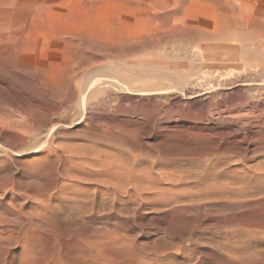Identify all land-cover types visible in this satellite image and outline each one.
Wrapping results in <instances>:
<instances>
[{"label": "rangeland", "instance_id": "1", "mask_svg": "<svg viewBox=\"0 0 264 264\" xmlns=\"http://www.w3.org/2000/svg\"><path fill=\"white\" fill-rule=\"evenodd\" d=\"M61 1L46 0L50 20L42 23L52 22L37 27L42 48L32 69L0 58V264H261L264 193L252 192L249 202L232 195L219 201L203 190L227 173L264 177V1ZM235 1L262 10L245 29L234 25ZM95 77L85 101L82 85ZM254 229V237L244 232Z\"/></svg>", "mask_w": 264, "mask_h": 264}, {"label": "bare ground", "instance_id": "2", "mask_svg": "<svg viewBox=\"0 0 264 264\" xmlns=\"http://www.w3.org/2000/svg\"><path fill=\"white\" fill-rule=\"evenodd\" d=\"M64 1V0H63ZM68 1V0H67ZM71 1V0H70ZM81 1V0H80ZM84 1H86V0H83V2ZM88 1V0H87ZM92 1V0H91ZM156 1V0H155ZM157 1H159V0H157ZM163 2L164 1H166V0H162ZM161 1V2H162ZM168 1V0H167ZM201 1H203V0H201ZM207 1V0H206ZM213 1V0H212ZM217 1V0H216ZM215 1V2H216ZM264 1V0H263ZM51 2H53V1H51ZM62 1L60 0V3H61ZM66 2V1H65ZM64 2V3H65ZM97 2V1H96ZM96 2H95V4H96ZM139 2V1H138ZM162 2V3H163ZM177 2V1H176ZM180 2V1H179ZM190 2V1H189ZM203 2H205V0L203 1ZM211 2V1H210ZM49 2H46V0H40V1H36V0H0V58L1 59H3V61L4 60H12L13 61V63L15 64V65H17V67H21V68H23L24 70L25 69H27V70H30V69H32V64H31V62H30V59H31V57L34 55V54H36V51H37V54H38V49H40V47L42 48V44H41V42L37 45L36 43L38 42V40H36L35 41V38H37V36H38V34L36 35V33H37V29H39V28H37L38 26H39V24L40 23H42V20H44V15H45V13L46 14H48V12H46L47 11V7H46V5L48 4ZM56 3V7H57V3L58 2H55ZM63 3V2H62ZM66 3H70V2H66ZM78 3H81V2H77V4ZM91 3V2H90ZM93 3V2H92ZM135 3V2H134ZM137 3V2H136ZM154 3H156V2H154ZM159 4H162V3H160V2H158ZM158 3H156L157 5H158ZM166 3V2H165ZM169 3H170V1H169ZM218 3V2H217ZM236 3H238V2H236L235 1V4ZM254 3V2H253ZM257 3V2H256ZM258 3H261V2H259L258 1ZM76 4V5H77ZM139 4V3H138ZM141 4V3H140ZM139 4V5H140ZM148 4V3H147ZM168 4V3H167ZM176 4V3H175ZM178 4V3H177ZM209 4V3H208ZM212 5L214 4V3H211ZM223 4V3H222ZM66 5V4H65ZM65 5H63V6H65ZM83 6H84V4H82ZM85 5H89V3L88 4H85ZM137 5V4H136ZM145 5V4H144ZM217 5V4H216ZM226 5V4H225ZM234 5V4H233ZM67 6V5H66ZM69 6V5H68ZM79 6H81V5H79ZM83 6H81V7H83ZM93 6V5H92ZM91 6V7H92ZM148 6V5H147ZM146 6V7H147ZM154 6V5H153ZM158 6H160V5H158ZM178 6V5H177ZM218 6V5H217ZM216 6V7H217ZM235 6V5H234ZM236 8H234V13H235V21H234V25L235 26H237V27H243L244 29L245 28H247L249 25H250V23H252L251 21H247V20H249V19H253V15L255 16H257L258 14H261L262 13V10L259 8V6H258V8H256L254 5H248V3L247 4H245L244 2L243 3H239V4H236ZM262 6H264L263 4H262ZM261 6V7H262ZM55 7V6H54ZM55 7V9H58L59 11L61 10L59 7H57L56 8ZM71 7V6H70ZM81 7H79V8H81ZM87 7H89V6H87ZM86 7V8H87ZM90 7V8H91ZM141 7H142V5H141ZM145 7V8H146ZM213 7V6H212ZM230 7H231V5H230ZM229 7V8H230ZM51 8H53V7H51ZM61 8H63L62 6H61ZM78 8V7H77ZM93 8H94V6H93ZM139 8V7H138ZM148 8V7H147ZM232 8V7H231ZM230 8V9H231ZM55 9H53L52 11L53 12H55L56 10ZM64 9H65V7H64ZM73 10L75 9V8H72ZM140 9H142V8H140ZM139 9V10H140ZM172 8H170V10H171ZM220 9V8H219ZM49 10V9H48ZM55 10V11H54ZM71 10V9H70ZM84 10V9H83ZM86 10V9H85ZM90 10H92V8L90 9ZM220 10H222V9H220ZM50 11V13H51V15H52V12H51V10H49ZM62 11H63V9L60 11L61 13H62ZM77 11V10H76ZM144 11H145V9H144ZM160 11V10H159ZM233 11V10H232ZM263 11H264V9H263ZM68 12V11H67ZM82 12V11H81ZM94 12V11H93ZM165 12V11H164ZM215 12V11H214ZM220 12V11H219ZM49 13V14H50ZM60 13V14H61ZM71 13H73V12H71ZM84 13H86V12H83V15H84ZM223 13H225V12H223ZM54 14V13H53ZM56 14V13H55ZM59 14V13H58ZM59 14V15H60ZM63 14H65V13H63ZM93 14V13H92ZM91 14V15H92ZM146 14V13H145ZM217 14H219V13H217L216 12V15ZM228 13H226V15H227ZM262 14H264V13H262ZM51 15L49 16V17H51ZM57 15V14H56ZM56 15H54V16H56ZM58 15V16H59ZM62 15V14H61ZM72 14H70V16H71ZM82 15V14H81ZM86 15V14H85ZM88 15V14H87ZM86 15V16H87ZM212 15H213V13H212ZM216 15H215V17H216ZM53 16V15H52ZM53 16V17H54ZM63 16V15H62ZM68 16V15H67ZM70 16L68 17L69 19H70ZM153 16V15H152ZM156 16V15H155ZM174 16V15H173ZM180 16V15H179ZM46 17H47V15H46ZM72 17V16H71ZM76 17H77V15H76ZM76 17H74V18H76ZM94 17V16H93ZM151 17V16H150ZM258 17H259V15H258ZM263 17H264V15H263ZM48 18V17H47ZM46 18V19H47ZM59 18H61V17H59ZM67 18V17H66ZM84 18V17H83ZM95 18H97V17H95ZM141 18V17H140ZM166 18V17H165ZM168 18V17H167ZM164 19V20H166V22L168 23V20L169 19ZM169 18H173L172 16L171 17H169ZM217 18V17H216ZM45 19V20H46ZM52 19V18H51ZM53 19H55V18H53ZM68 19V20H69ZM77 19H78V24L80 23V24H82L81 22H79V20H80V18H78L77 17ZM82 19V18H81ZM85 19V18H84ZM94 19V18H93ZM103 19V18H102ZM147 19V18H146ZM175 19V18H174ZM180 19V18H179ZM213 19V22H214V18H211L210 20H212ZM258 19V18H257ZM261 19V18H260ZM45 20H44V22H45ZM49 20L50 19H48V20H46V22H49ZM56 20H57V16H56ZM56 20H55V23H56ZM65 17H64V20H63V22H65ZM71 20H72V22H73V19L71 18ZM74 20H76V19H74ZM92 20V19H91ZM172 20V19H171ZM171 20H169V22L171 23ZM176 20V19H175ZM223 20H226V19H223ZM256 20V19H255ZM180 21H181V19H180ZM43 22V23H44ZM51 22H52V20H51ZM50 22V23H51ZM57 22H58V20H57ZM60 22H61V19H60ZM143 22H145V20H143ZM148 22H149V20L147 19V24H148ZM150 22H152V20L150 19ZM157 22H158V20H157ZM156 22V23H157ZM172 22H173V20H172ZM177 22H178V20H177ZM263 22H264V20H263ZM43 23H42V25H40L42 28H44V25H43ZM50 23H48V24H50ZM54 23V24H55ZM62 23V22H61ZM74 23H76V22H74ZM93 23V22H92ZM160 23V22H159ZM158 23V24H159ZM164 23V22H163ZM216 23V22H215ZM215 23H214V25H215ZM254 23V22H253ZM260 23H262L261 22V20H260V22H258V24H260ZM45 24V23H44ZM48 24H45V25H47L48 26ZM57 24V23H56ZM67 24H69L68 22H67V20H66V25ZM71 24H73V23H71ZM80 24H79V26H80ZM91 24V23H90ZM95 24V23H94ZM145 24V23H144ZM153 24H155V23H153ZM160 24H162V22L160 23ZM255 24V23H254ZM263 24V23H262ZM64 25V24H63ZM63 25H59V28H61ZM70 25V24H69ZM168 25V24H167ZM216 25H217V23H216ZM264 25V24H263ZM39 26V27H40ZM73 26H76L77 27V24L76 25H73ZM147 26V25H146ZM146 26H145V28H146ZM262 26V25H261ZM90 27H91V25H90ZM93 27V26H92ZM91 27V28H92ZM143 27V26H142ZM147 27H149V25L147 26ZM151 27V26H150ZM155 27V25L153 26V28ZM198 27V28H197ZM196 27V29H199V26H197ZM216 27V26H215ZM42 28H40V29H42ZM48 28H50L49 26H48ZM47 27H45V29H48ZM54 28H56V27H54ZM58 28V27H57ZM66 27H64V29H65ZM68 28H70V27H68ZM80 28V27H79ZM94 28V27H93ZM201 28V27H200ZM262 28V27H261ZM51 29H52V26H51ZM62 29H63V27H62ZM61 29V30H62ZM72 29V28H71ZM77 29V28H76ZM144 29V28H143ZM147 29V28H146ZM202 29V28H201ZM54 30V29H53ZM52 30V31H53ZM56 30L57 29H55V32H56ZM82 30V29H81ZM80 30V31H81ZM217 30V29H216ZM216 30H215V32H216ZM247 31H248V29H246ZM47 31V30H46ZM58 31V30H57ZM67 31V30H66ZM65 31V32H66ZM69 31V30H68ZM67 31V32H68ZM78 31H79V29H78ZM79 31V32H80ZM86 31H88V30H86ZM89 31H90V29H89ZM88 31V32H89ZM93 31V30H92ZM91 31V32H92ZM202 31H204V29L202 30ZM205 31H207V30H205ZM209 31V33H210V30H208ZM218 31V30H217ZM254 31V30H253ZM49 32V31H48ZM54 32V31H53ZM52 32V33H53ZM70 32V31H69ZM72 32H73V34H74V32H76V31H74V28H73V30H72ZM71 32V33H72ZM78 32V33H79ZM84 32V31H83ZM94 32H96V30H94ZM214 32V31H213ZM250 32V31H249ZM39 33V32H38ZM41 33V32H40ZM39 33V34H40ZM44 33H45V31H44ZM57 33V32H56ZM70 33V34H71ZM206 33V32H205ZM204 33V34H205ZM208 33V32H207ZM43 34V33H42ZM46 35H49V34H47V33H45ZM44 34V35H45ZM50 34H51V31H50ZM67 34V33H66ZM69 34V33H68ZM67 34V35H68ZM69 34V36H71ZM77 34V33H76ZM76 34H74V35H76ZM81 34V33H80ZM86 34H88L87 32H86ZM93 34H95V33H93ZM211 34V33H210ZM212 34H214V33H212ZM63 35V37H64V33L62 34ZM82 35V34H81ZM89 35V34H88ZM87 35V36H88ZM91 35H92V33H91ZM90 35V36H91ZM86 36V37H87ZM90 36H89V38H90ZM98 36V35H97ZM122 36V35H121ZM120 36V37H121ZM41 37V36H40ZM39 37V38H40ZM50 37H53V36H51L50 35ZM60 37H62V36H60ZM65 37H66V35H65ZM68 37V36H67ZM66 37V38H67ZM140 37V36H139ZM42 38V37H41ZM57 38V37H56ZM55 38V39H56ZM59 38V37H58ZM79 38H80V35H79ZM78 38V40H80ZM81 38H82V36H81ZM85 38V37H84ZM88 38V37H87ZM46 39V38H45ZM47 39H49V38H47ZM63 39H65V38H63ZM92 39H94V41L96 40L95 38H94V36L92 37ZM97 39H99V37L97 38ZM120 39V38H119ZM121 39H122V37H121ZM42 40H43V38H42ZM41 40V41H42ZM52 40V39H51ZM60 40V38L58 39V41ZM68 40L69 39H67L66 40V42H68ZM100 40V39H99ZM56 41V40H55ZM57 41V42H58ZM63 41V40H62ZM62 41H59V43L60 42H62ZM65 41V40H64ZM70 41V40H69ZM43 42H45V41H43ZM49 42H50V40H49ZM57 42H56V44H57ZM71 42V41H70ZM98 42V41H97ZM102 42V41H101ZM105 42V41H104ZM115 43H117L116 41H114ZM251 42V41H250ZM53 43V42H52ZM52 43H50L51 45H52ZM63 43H65V42H62V45H63ZM80 43L81 42H79L78 44H79V46H80ZM88 43H90V42H88ZM49 44V43H48ZM49 44V45H50ZM55 44V43H54ZM68 44V43H67ZM72 44H77L76 42H74L73 43V41H72ZM77 44V45H78ZM82 44V43H81ZM84 44V43H83ZM87 44V43H86ZM107 44H109V43H107ZM111 44V43H110ZM114 44V43H113ZM48 45V46H49ZM58 45V44H57ZM69 45V44H68ZM71 45V44H70ZM76 45V46H77ZM92 45H93V42H92ZM92 45H89V46H92ZM94 45H95V43H94ZM99 45V44H98ZM101 45V44H100ZM245 45V44H244ZM45 46V45H44ZM60 46V45H59ZM76 46H74V47H76ZM87 46V48H88V45H86ZM114 46H116L115 44H114ZM250 46V45H249ZM50 47V46H49ZM63 48H64V46H62ZM81 47H82V45H81ZM80 47V48H81ZM246 47V46H245ZM245 47H244V50H245ZM45 48H46V46H45ZM50 48H52V47H50ZM62 48V49H63ZM67 48H69V47H67ZM73 48V47H72ZM76 48H78V47H76ZM76 48H74V49H76ZM86 48V47H85ZM84 48V50H86ZM53 49V48H52ZM57 49V48H56ZM56 49H55V51H56ZM59 49H61V48H59ZM59 49H57V50H59ZM98 49H99V47H98ZM104 49V48H103ZM103 49H102V51H103ZM243 49V48H242ZM241 49V50H242ZM42 50H45V49H42ZM48 50H50L49 48H48ZM47 50V51H48ZM72 50V49H71ZM70 50V51H71ZM80 50V49H79ZM83 50V49H82ZM101 50V49H100ZM41 51V50H40ZM60 51V50H59ZM66 51H69V50H65V52ZM74 51H76V50H74ZM73 51V52H74ZM45 52V51H44ZM44 52H42V53H44ZM61 52V51H60ZM79 51H77V53H78ZM231 52V51H230ZM229 52V53H230ZM39 53H41V52H39ZM57 53H58V51H57ZM56 53V54H57ZM68 53V52H67ZM66 53V54H67ZM70 53V52H69ZM72 53V52H71ZM80 53V52H79ZM195 53V52H194ZM194 53H193V55H194ZM226 53V52H225ZM47 54V53H46ZM59 54H61V55H63L62 53H59ZM74 54H76V53H74ZM83 54V53H82ZM197 54V53H196ZM195 54V55H196ZM223 54V53H222ZM226 54H228V53H226ZM39 55V54H38ZM45 55V54H44ZM65 55V54H64ZM73 55V54H72ZM80 55V57L82 56L81 55V53L79 54ZM84 55V54H83ZM194 55V56H195ZM199 55V54H198ZM215 55H220L221 56V53L220 54H218V53H216ZM225 55V54H224ZM54 56H55V54H54ZM67 56V55H66ZM69 56H70V54H69ZM68 56V57H69ZM77 55H74L73 57H76ZM85 56V55H84ZM87 56H88V54H87ZM92 56V55H91ZM97 56V55H96ZM213 56V55H212ZM220 56H218V58L220 57ZM243 56H245V55H243ZM242 56V57H243ZM251 56V55H250ZM250 56H249V58H250ZM40 57V56H39ZM38 57V58H39ZM42 57V56H41ZM56 57V56H55ZM108 57H110V56H108ZM206 57V56H205ZM208 57V56H207ZM253 57V56H252ZM36 58V57H35ZM46 58V57H45ZM58 58V57H57ZM61 58H64L63 56L61 57ZM65 58H67V57H65ZM84 58V57H83ZM195 58V57H194ZM202 58V57H201ZM223 58V56H221V59ZM245 58V57H244ZM55 59V58H54ZM85 59V58H84ZM88 59H90V56H89V58ZM91 59H92V57H91ZM91 59H90V61H91ZM228 59V58H227ZM231 59V58H230ZM233 59V58H232ZM252 59H254V58H252ZM34 60V59H33ZM43 60V59H42ZM61 60V59H60ZM87 60V59H86ZM86 60L84 61V62H86ZM92 60H94V58L92 59ZM194 60V59H193ZM218 60H220V58L218 59ZM226 60V59H225ZM2 61V62H3ZM56 61H57V59H56ZM81 61H82V59H81ZM203 61V60H202ZM5 62V61H4ZM7 62V61H6ZM33 62V61H32ZM37 62H38V60H37ZM61 62H62V60H61ZM68 62H69V60H68ZM79 62V61H78ZM1 63V62H0ZM41 63V62H40ZM92 63V62H91ZM195 63H199V62H195ZM194 63V64H195ZM203 63V62H202ZM247 63V62H246ZM7 64V63H6ZM55 64H57V63H55ZM77 64H79V63H77ZM87 64V63H86ZM94 64V63H93ZM112 64V63H111ZM11 65H13L12 63H11ZM45 65V64H44ZM52 65V64H51ZM59 65V64H58ZM61 65V64H60ZM64 65V64H63ZM91 66H92V64H90ZM90 65L88 66V67H90ZM36 66H38V65H35V68H36ZM41 66H43V61H42V64H41ZM77 66V65H76ZM84 66V65H83ZM96 66V65H95ZM95 66H93L95 69H96V67ZM119 66V65H118ZM120 66H121V64H120ZM2 67H4L5 68V66H2ZM1 67V68H2ZM14 67H16V66H14ZM43 67H45V66H43ZM48 67V66H47ZM46 67V68H47ZM71 67V66H70ZM72 67H74V65L72 66ZM107 66L105 65V68H106ZM199 67V66H198ZM239 67V66H238ZM1 68H0V70H1ZM3 68V71L5 70ZM21 68H19L21 71H23ZM34 68V67H33ZM40 68V67H39ZM54 68V67H53ZM62 68H63V66H62ZM65 68V67H64ZM79 68V67H78ZM85 68V67H84ZM104 68V67H103ZM104 68V69H105ZM108 68V67H107ZM120 68V67H119ZM125 68H127V67H125ZM15 69V68H14ZM14 69H13V71H14ZM17 70H19L18 68H16ZM15 69V70H16ZM38 69V68H37ZM48 69V68H47ZM56 69H57V66H56ZM71 69V68H70ZM82 69V68H81ZM86 69V68H85ZM90 69H93V68H90ZM94 69V70H95ZM98 69V68H97ZM100 69V68H99ZM129 69V68H128ZM127 69V70H128ZM131 69V68H130ZM229 69V68H228ZM19 70V71H20ZM35 70V69H34ZM45 70V69H44ZM51 70V69H50ZM59 70V69H58ZM64 70V69H63ZM73 70V69H72ZM93 70V71H94ZM103 70V69H102ZM132 70V69H131ZM136 70V69H135ZM138 70V69H137ZM148 70V69H147ZM146 70V71H147ZM222 70V69H221ZM232 70V69H231ZM236 70V69H235ZM248 70V69H247ZM254 70V69H253ZM19 71H17V72H19ZM37 70H35V72H36ZM42 71V70H41ZM53 71V70H52ZM60 71V70H59ZM71 71V70H70ZM81 71V70H80ZM79 71V72H80ZM91 71V70H90ZM92 71V72H93ZM96 71V70H95ZM139 71V70H138ZM142 71H145V70H142ZM141 70L139 71V72H142ZM151 72V70H148V72ZM237 71V70H236ZM252 71V70H251ZM255 71V70H254ZM9 72V71H8ZM24 72V71H23ZM26 72V71H25ZM33 72V71H32ZM50 72V71H49ZM49 72H48V74H49ZM68 72V71H67ZM74 72V71H73ZM88 72V71H87ZM92 72H91V74H92ZM102 72V71H101ZM103 72H106V70L105 71H103ZM131 72H134L133 70L131 71ZM150 72H149V74H150ZM154 71H152V74H154L153 73ZM221 72V71H220ZM219 72V73H220ZM223 72V71H222ZM222 72H221V74H222ZM227 72H228V70H227ZM227 72H226V74H227ZM243 72H245V70L243 69ZM247 73H248V71H246ZM250 72V71H249ZM256 72V71H255ZM5 73H6V71H5ZM39 73H40V71H39ZM42 73V72H41ZM52 73V72H51ZM60 73V72H59ZM64 73V72H63ZM69 73V72H68ZM94 73H96V72H93V74ZM98 73V72H97ZM138 73V72H137ZM143 73H145V72H142V74ZM147 73V72H146ZM145 73V74H146ZM160 73V72H159ZM163 73V74H162ZM162 73H160V74H162V75H164V74H166L167 72H162ZM241 73V72H240ZM239 73V74H240ZM22 74V73H21ZM24 74H26V73H24ZM23 74V75H24ZM38 74V73H37ZM43 74V73H42ZM47 74V73H46ZM45 74V75H46ZM53 74V73H52ZM56 74V73H55ZM60 74H62V73H60ZM71 74H73L72 72H71ZM74 74H76V73H74ZM90 74V75H91ZM102 74V73H101ZM105 74V73H104ZM106 74H107V72H106ZM105 74V75H106ZM133 74V73H132ZM141 74V75H142ZM156 74H157V72H156ZM169 74V76H170V73H168ZM167 74V75H168ZM225 74V73H224ZM229 74H233V73H229ZM252 74V73H251ZM256 74V73H255ZM22 75V76H23ZM51 75V74H50ZM58 75V74H57ZM77 75V74H76ZM97 75H99V74H97ZM104 75V76H105ZM111 75V74H110ZM144 75V74H143ZM147 75V74H146ZM155 75V74H154ZM172 75H173V73H172ZM219 75V74H218ZM252 75H254V74H252ZM40 76V75H39ZM38 76V78L40 79V77ZM42 76V75H41ZM47 76V75H46ZM60 76V75H59ZM62 76V75H61ZM66 76H67V74H66ZM73 76V75H72ZM83 76V75H82ZM94 76V75H93ZM103 76V77H104ZM114 76H116V75H114ZM150 76H152V75H150ZM159 76V75H158ZM219 76H221V75H219ZM218 76V77H219ZM227 76V75H226ZM225 76V77H226ZM230 76V75H229ZM232 76H234V74L232 75ZM240 76V75H239ZM249 76V75H248ZM255 76V75H254ZM24 77V76H23ZM25 77H26V75H25ZM28 77V76H27ZM26 77V78H27ZM34 77V76H33ZM43 77H45L44 75H43ZM43 77H42V79H43ZM50 77V76H49ZM49 77H48V79H49ZM51 77H52V75H51ZM54 78H55V75L53 76ZM52 77V78H53ZM67 77H69V75L67 76ZM67 77H65V75H64V80L66 79L67 80ZM97 77V76H96ZM96 77H95V79H93V78H90V79H88V81H87V83L85 84V85H82L83 87H82V93H84L83 95H84V100L85 101H87L88 100V98H87V96H88V93H89V91H91L90 89H92L91 87L94 85V83H92V84H90L91 82H93L94 80H97L96 79ZM102 77V76H101ZM100 77V78H101ZM112 76H109V75H107V76H105V78H111ZM117 77V76H116ZM172 77V76H171ZM216 77V76H215ZM218 77H216V78H218ZM225 77H222V79L224 78L225 79ZM235 77V76H234ZM53 78V79H54ZM59 78V77H58ZM70 78H72V77H70ZM69 78V79H70ZM85 78V77H84ZM168 78V77H167ZM173 78V77H172ZM219 78H221V77H219ZM218 78V79H219ZM227 78H229V77H227ZM236 78V77H235ZM240 78V77H239ZM1 79V78H0ZM31 79V78H30ZM34 79V78H33ZM38 79V80H39ZM41 79V80H42ZM62 79V80H63ZM80 79H81V77H80ZM80 79H79V81H80ZM119 79V78H118ZM237 79V78H236ZM244 79H245V77H244ZM243 79V80H244ZM32 80V79H31ZM37 80V81H38ZM44 80H45V78H44ZM46 80H47V77H46ZM46 80H45V82H46ZM58 80V79H57ZM61 80V83H63V81ZM65 80V81H66ZM85 80V79H84ZM99 80V79H98ZM26 81V80H25ZM28 81V80H27ZM36 81V80H35ZM40 81V80H39ZM38 81V82H39ZM43 81V80H42ZM54 81V80H53ZM64 81V82H65ZM178 81V80H177ZM199 81V80H198ZM198 81H196V82H198ZM210 81H212V80H210ZM217 81H221V79L220 80H217ZM216 81V82H217ZM223 81V80H222ZM235 81H237V80H235ZM240 81V80H239ZM1 82V81H0ZM2 82H3V80H2ZM37 82V84H39ZM59 82H60V80H59ZM68 82V81H67ZM82 82V81H81ZM112 82V81H111ZM110 82V83H111ZM215 81H213V83H214ZM224 82V81H223ZM70 83V82H69ZM106 83V81L104 82V84ZM109 83V85H112L114 82H112L111 84ZM182 83V82H181ZM195 83V82H194ZM193 83V84H194ZM221 83V82H220ZM236 83V82H235ZM240 83H241V81H240ZM248 83H250V81H248ZM42 84H44V83H42ZM100 84H103V83H100ZM196 84V83H195ZM211 84V83H210ZM215 84V83H214ZM218 84V83H217ZM223 84V83H222ZM233 83H231V85H232ZM242 84V83H241ZM252 84V83H251ZM45 85V84H44ZM63 85V84H62ZM66 85V84H65ZM65 85H63V86H65ZM80 85V84H79ZM78 85V86H79ZM106 85H107V83H106ZM108 85V86H109ZM197 85V84H196ZM219 85V84H218ZM243 85V84H242ZM254 85V84H253ZM43 86V85H42ZM47 86H50V85H47ZM61 86V85H60ZM60 86H59V88H60ZM81 86V85H80ZM103 86V85H102ZM102 86H99V88L100 87H102ZM215 86V85H214ZM217 86V85H216ZM229 86V85H228ZM244 86V85H243ZM252 86V85H251ZM95 87V86H94ZM93 87V88H94ZM107 87V86H106ZM112 87V86H111ZM114 87H115V85H114ZM116 87H117V85H116ZM220 87V86H219ZM223 87V86H222ZM229 87H231V86H229ZM247 87V86H246ZM248 87H250V86H248ZM253 87V86H252ZM62 88V87H61ZM68 88V87H67ZM197 88V87H196ZM226 89H227V87H225ZM233 88V87H232ZM2 89V88H1ZM193 89H194V87H193ZM219 89V88H218ZM230 89V88H229ZM251 89V88H250ZM81 90V89H80ZM79 90V91H80ZM247 90V89H246ZM195 90H193L192 92H194ZM218 91V90H217ZM181 92V91H180ZM213 92H215V91H213ZM250 92V91H249ZM82 93H80V94H82ZM216 93V92H215ZM197 94V93H196ZM202 94V93H201ZM216 95V94H215ZM215 95H214V97H215ZM82 96V95H81ZM80 96V97H81ZM0 97H2V96H0ZM253 97V96H252ZM207 98V97H206ZM216 98H217V95H216ZM2 98H0V100H1ZM3 99H4V97H3ZM6 99V98H5ZM26 99V98H25ZM83 99V98H82ZM211 99H212V97H211ZM253 99H254V97H253ZM206 100V99H205ZM209 100H210V98H209ZM214 100V99H213ZM3 101V100H2ZM1 101V102H2ZM4 101H6L7 102V100H4ZM216 101V100H215ZM84 103V102H83ZM0 104H3V103H0ZM4 104H5V102H4ZM7 104H9V102L7 103ZM6 105V104H5ZM10 105V104H9ZM82 105H84V104H82ZM17 107H19L18 105H17ZM13 113V112H12ZM11 113V114H12ZM14 115V114H13ZM85 115V114H84ZM5 120V119H4ZM7 121V120H6ZM8 122V121H7ZM55 128H57V126L55 127ZM54 128V129H55ZM246 129V128H245ZM229 134V133H228ZM230 134H234V132L233 133H230ZM237 134V133H236ZM212 135V134H211ZM220 135V134H219ZM236 136V135H235ZM236 138V137H235ZM50 141V140H49ZM45 143V142H44ZM47 143V142H46ZM45 143V144H46ZM39 150V149H38ZM242 151V150H241ZM4 152V151H3ZM36 152V151H35ZM195 152H196V150H195ZM201 152V151H200ZM33 154V153H32ZM60 155V154H59ZM45 157H47V156H45ZM48 160V159H47ZM46 160V161H47ZM35 162V161H34ZM262 165L263 164H261V167H262ZM258 168V170L257 169H255V170H257V172L258 173H261V171L259 172V169H260V167H257ZM196 169V168H195ZM262 169V168H261ZM263 169H264V165H263ZM262 169V170H263ZM255 170H254V172L253 173H256L255 172ZM251 170H249V172H250ZM264 171H262V173H263ZM244 173H246V172H244ZM251 173V172H250ZM261 173V174H262ZM231 174V176L227 173V175H226V177H224V178H220V180H216L214 183H210V184H205V188H204V190H203V188L202 189H200V191L201 190H203L204 192V195L203 196H205V198L207 199V198H209V199H211V198H216L215 200H219V199H223L224 200V198H229V196H230V198H231V195L233 196V197H235V198H237V199H240V198H242L243 200H244V198H245V200H246V202H247V200L248 199H246L248 196H249V194L251 195V193L252 192H254V193H256V192H258V193H264V177L262 176V177H260V176H258V177H252V176H247V175H245V176H233L232 175V173H230ZM237 174V173H236ZM240 175H243V174H241L240 173ZM250 175H252V174H250ZM254 175V174H253ZM258 175V174H257ZM228 177H231L232 178V180L230 179H228L227 180V178ZM234 178V179H233ZM196 179V178H195ZM187 180V179H186ZM198 180V179H197ZM199 191V192H200ZM187 193V192H186ZM192 193H193V191H192ZM194 193H196V192H194ZM201 194H202V192H200ZM254 193H252L253 195H254ZM185 194V193H184ZM198 194V193H197ZM195 195V194H194ZM256 195H257V193H256ZM191 197H189V198H191L192 199V195H190ZM199 196H200V194H199ZM198 196V197H199ZM202 196V195H201ZM258 196V195H257ZM261 196H264V195H262L261 194ZM188 197V194L186 195V198ZM194 197V196H193ZM251 197V196H250ZM254 197L255 196H253V198L251 197V198H249V199H251V200H253L254 201ZM184 198V197H183ZM186 198H185V200H186ZM196 200H197V197L195 196L194 197ZM199 198H201V197H199ZM203 198V197H202ZM256 198H258V197H256ZM255 198V199H256ZM261 198H264V197H261ZM260 195H259V202H260ZM175 199V198H174ZM179 199V198H178ZM181 199H182V197H181ZM190 199V200H191ZM195 199H194V201H195ZM234 199V198H233ZM232 199V200H233ZM241 199V200H242ZM257 199V200H258ZM172 200V199H171ZM184 200V199H183ZM184 200V202H186ZM188 200V199H187ZM193 200V199H192ZM208 200V199H207ZM212 200V199H211ZM226 200V199H225ZM231 200V201H232ZM236 200V199H235ZM240 200V201H241ZM257 200H255L256 202H257ZM262 200V199H261ZM139 201V200H138ZM170 201V200H169ZM173 201V200H172ZM171 201V202H172ZM181 201V200H180ZM220 201V200H219ZM227 201H229V199L227 200ZM234 201V200H233ZM238 202H239V200H237ZM264 201V200H263ZM262 201V202H263ZM178 202H179V200H178ZM245 202V201H244ZM248 202H249V200H248ZM180 203V202H179ZM169 204H170V202H169ZM174 204H176L175 202H174ZM182 204H184V203H182ZM181 204V205H182ZM188 204H190V203H188ZM246 204V203H245ZM258 204V203H257ZM172 205V204H171ZM185 205H187V204H185ZM184 205V206H185ZM191 205V204H190ZM189 205V206H190ZM242 205V204H241ZM244 205V204H243ZM246 205H248V204H246ZM256 205V203H254V205H252V207L253 206H255ZM259 205V204H258ZM257 205V206H258ZM173 206V205H172ZM180 206V205H179ZM175 207V206H174ZM174 207H172V208H174ZM182 207V206H181ZM187 207V206H186ZM239 207V206H238ZM244 207H245V205H244ZM249 207V206H248ZM185 208V207H184ZM240 208V207H239ZM245 208H247V207H245ZM244 208V209H245ZM256 208V207H255ZM258 208H259V206H258ZM243 209V208H242ZM248 209V208H247ZM239 210H241V208L239 209ZM238 210V211H239ZM246 210V209H245ZM258 210V209H257ZM175 211V210H174ZM178 211V210H177ZM176 211V212H177ZM238 211H236V212H238ZM260 211V210H259ZM235 212V213H236ZM246 212V211H245ZM249 212H250V210H249ZM252 212V211H251ZM190 213V212H189ZM241 213V212H240ZM251 214V213H250ZM255 214H259V213H255ZM254 214V216H256ZM234 215V214H233ZM237 215V214H236ZM240 215V214H239ZM247 215V214H246ZM235 216V215H234ZM254 216H251V217H254ZM259 216H261V215H259ZM236 217V216H235ZM234 217V218H235ZM241 217H243L242 215H241ZM262 217H264V215L262 216ZM231 218H232V216H231ZM236 218H238V217H236ZM244 218V217H243ZM245 218H247V217H245ZM249 218V217H248ZM256 218H257V216H256ZM261 218V217H260ZM263 220H264V218H262ZM228 220V219H227ZM227 220H225L226 222H227ZM233 220H235V219H233ZM233 220L231 221V222H233ZM237 220V219H236ZM242 220V219H241ZM241 220H238L237 221V224H239L238 222L239 221H241ZM245 220V219H244ZM253 220V219H252ZM258 220H259V218H258ZM262 220V221H263ZM246 221V220H245ZM253 221H256V219L255 220H253ZM259 221H261V219L259 220ZM217 222V221H216ZM223 222V221H222ZM231 222H230V224H231ZM241 222H243V221H241ZM249 221H246V224L248 223ZM251 223H252V221H250ZM257 222V221H256ZM256 222H254V223H256ZM264 222V221H263ZM220 223V222H219ZM218 223V224H219ZM225 223V222H224ZM224 223H220V224H224ZM235 223V222H234ZM244 223V222H243ZM253 223V224H254ZM233 224V223H232ZM231 224V225H232ZM245 224V223H244ZM257 224V223H256ZM259 225L261 226L262 224H260V222L257 224V225H255V226H253V227H255V229L256 230H258L259 231V229H260V227H259ZM1 226V225H0ZM3 226V225H2ZM239 226V225H238ZM241 226V225H240ZM221 227V226H220ZM219 227V228H220ZM229 227V226H228ZM234 227H237V225L235 226L234 225ZM259 227V229H257V228ZM4 228V227H3ZM243 228H245V227H242V229ZM221 229H222V227H221ZM236 229V228H235ZM246 229V228H245ZM255 229L254 230H249V231H245L244 230V232H248V233H250L251 234V236H253L254 235V232L253 231H255ZM261 229H263V228H261ZM164 230V229H163ZM233 230V229H232ZM239 232V231H238ZM240 232H243V230L241 231V229H240ZM262 232V231H261ZM1 233V232H0ZM237 233V232H236ZM247 233V234H248ZM239 233H237V235H238ZM244 234V233H243ZM249 234V235H250ZM257 234V231H256V233H255V235ZM263 234V233H262ZM3 235V234H2ZM240 235H242V234H240ZM261 235V234H260ZM247 236V235H246ZM256 236H259V233H258V235H256ZM262 236H264V234L262 235ZM254 237V236H253ZM252 237H250V239H251ZM259 238H261V236L259 237ZM254 239V241H256L255 240V238H253ZM253 239L251 240V241H253ZM257 239V238H256ZM263 239H264V237H263ZM249 241V240H248ZM253 241V242H254ZM257 241H260V240H258L257 239ZM261 241H263V240H261ZM260 241V242H261ZM0 242H2V241H0ZM216 242V241H215ZM247 242V241H246ZM250 242V241H249ZM260 242H258V243H260ZM211 243V242H210ZM218 243H219V241H218ZM217 243V244H218ZM221 243H223V242H220L219 244H221ZM248 243V242H247ZM252 243V242H251ZM256 243V242H255ZM216 244V243H215ZM219 244H218V247H219ZM237 244V247H238V243H236ZM240 244V243H239ZM223 244H221V246H222ZM225 245V244H224ZM241 245V244H240ZM247 245H249V244H247ZM217 246V245H216ZM227 246V245H226ZM242 246V245H241ZM245 246H246V244H245ZM245 246L243 247L244 249H245ZM211 247H213V244H212V246ZM215 247V246H214ZM217 247V248H218ZM225 247V246H224ZM230 247V246H229ZM234 247V246H233ZM236 247V246H235ZM222 248H223V246H222ZM227 248V247H226ZM240 248V247H239ZM239 248H238V250H239ZM251 248V247H250ZM220 249V248H219ZM225 249V248H224ZM229 250H232V249H234V248H228ZM215 250V249H214ZM226 250V249H225ZM224 250V251H225ZM236 250V248L234 249V251ZM240 250H243L242 248L240 249ZM239 250V251H240ZM218 251V250H217ZM233 251V250H232ZM237 251V250H236ZM245 251V250H244ZM243 251V252H244ZM250 251V249L248 250V253L250 254L251 252H249ZM223 252V251H222ZM219 253H221L220 252V250H219ZM225 253H226V251H225ZM227 253H229V252H227ZM240 253V252H239ZM242 253V252H241ZM262 253V252H261ZM260 253V255H262ZM217 254V253H216ZM222 254V253H221ZM220 254V255H221ZM232 256H233V254L232 253H230ZM234 254H237V252L235 253L234 252ZM245 254V253H244ZM244 254H237V255H244ZM246 254H247V252H246ZM258 253H256V255H257ZM176 255V254H175ZM236 255V256H237ZM248 255V254H247ZM259 255V256H260ZM19 256V255H18ZM224 256V255H223ZM234 256L235 258H237L238 260H239V256ZM240 256V257H241ZM258 256V257H259ZM225 257V256H224ZM247 257H254V256H245V258H244V256L243 257H241V259L242 258H244L243 260H245L246 259V261H248L247 260ZM262 257V256H261ZM206 258V257H205ZM220 258V257H219ZM226 258V257H225ZM250 258H248L249 260H250ZM257 258V257H256ZM30 259V258H29ZM222 259H223V257H222ZM236 259V261L237 262H239L240 261V263H241V260H237ZM251 259H253V258H251ZM220 260V259H219ZM231 261L230 260V258H228V259H226V261ZM254 260H256L255 258H254ZM257 260H260L259 258L257 259ZM29 261V260H28ZM221 261V260H220ZM223 261V260H222ZM225 261V260H224ZM245 261V262H246ZM252 261V260H251ZM203 262V260L200 262V263H202ZM236 262V263H237ZM263 263H264V261H262ZM261 262V264H263ZM30 263V262H29ZM224 263H226V262H224ZM247 263V262H246ZM251 263V262H250ZM202 264H205V263H202ZM220 264H222V263H220ZM229 264V263H228ZM231 264V263H230Z\"/></svg>", "mask_w": 264, "mask_h": 264}]
</instances>
